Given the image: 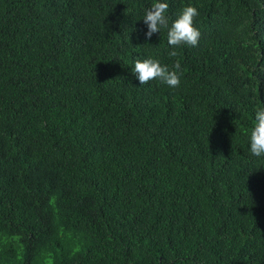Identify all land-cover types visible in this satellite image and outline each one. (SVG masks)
I'll return each instance as SVG.
<instances>
[{
    "label": "trees",
    "instance_id": "obj_1",
    "mask_svg": "<svg viewBox=\"0 0 264 264\" xmlns=\"http://www.w3.org/2000/svg\"><path fill=\"white\" fill-rule=\"evenodd\" d=\"M155 2L0 0V264H264V0H160L176 57Z\"/></svg>",
    "mask_w": 264,
    "mask_h": 264
},
{
    "label": "clouds",
    "instance_id": "obj_2",
    "mask_svg": "<svg viewBox=\"0 0 264 264\" xmlns=\"http://www.w3.org/2000/svg\"><path fill=\"white\" fill-rule=\"evenodd\" d=\"M169 5L166 2L153 3L146 10L143 22L147 27L145 39L160 33L162 29L167 30V43L171 50L169 57L178 55L176 49L182 46L196 47L200 38V31L195 27V18L199 12L195 6L188 5L178 13L176 19L170 23L166 15ZM132 72L136 75L140 85H144L153 80H158L170 88H177L180 85L181 65L175 61L171 69L167 65H162L157 59H137ZM250 153L255 157H264V107L257 106L254 113V125L250 131Z\"/></svg>",
    "mask_w": 264,
    "mask_h": 264
}]
</instances>
